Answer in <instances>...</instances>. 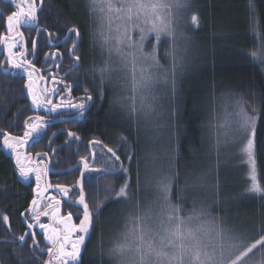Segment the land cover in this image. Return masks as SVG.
Returning <instances> with one entry per match:
<instances>
[{
	"label": "trees",
	"instance_id": "16d2710c",
	"mask_svg": "<svg viewBox=\"0 0 264 264\" xmlns=\"http://www.w3.org/2000/svg\"><path fill=\"white\" fill-rule=\"evenodd\" d=\"M36 1L39 5L40 0ZM189 3L191 7L185 10L179 30L189 51L184 53V48L179 49L181 43L178 49L175 48L177 58L183 60V68H178L175 73V91L171 85L164 88V83L160 82L163 96H160V101L159 97V107L157 105L156 108L164 121L159 123L143 114L131 116L113 103L118 96L132 95L131 90L115 83L116 77L105 81L101 99L100 75L93 68L103 66L109 52L101 46L102 35L96 29L97 16L90 12L89 1L43 0L42 10H37L38 22L48 29L50 37L65 38L70 27L75 25L79 28L80 42L73 54L79 56L80 61L78 65L75 63L74 76L76 82L82 83L94 98L85 121L74 130L79 139L65 142L66 137H56L49 147L48 140L39 137L30 151L36 158L37 153H41L37 159L57 171L52 172L49 184L74 189L65 196L67 201L70 197L79 198L75 195L74 185L82 180L90 210L104 202L95 217L97 223L86 238L79 264H116L109 257L108 250L130 228L132 223L128 217H145L157 204L161 193L158 189L160 177L176 172L180 177L177 187L191 184L195 177L203 178L199 187L182 194L184 200L177 199V193L173 192L172 202L182 204L185 209L182 215H187L194 206L208 207L210 218H217L223 228L237 235L244 247L264 236V194L246 192L251 181L249 168L239 150L240 141L226 144L225 140L220 146H213L210 134L214 112L225 98L238 96L251 111L253 106L258 107L256 173L258 181L264 185V98L261 96L264 94V62L250 55L264 49V0H252L251 6L249 0H189ZM10 9L7 0H0V62L4 58L1 39L9 32L6 17L11 13ZM192 12L199 15L198 25L190 23ZM42 39V44H46L42 36L38 43ZM172 43L171 50L175 47ZM166 49L160 46L158 56L161 64L166 62L168 67L172 63L165 59ZM146 51L150 49L147 47ZM172 79L171 76L170 81ZM26 83L25 75L19 72L5 75L0 68V132L23 136L25 120L32 112ZM128 103L131 106V100ZM136 106L140 107L137 103ZM161 133L165 138L163 143ZM121 135L127 137V143L119 139ZM2 140L0 135V146ZM96 140L102 143H91ZM88 145H94V152L101 154L103 151L104 158L113 165L118 166L121 162L125 166L131 164L130 193L133 200L127 203L124 200H106V197H114L123 185L126 177L122 172L106 171L91 181L86 175L81 177L78 166L82 163L81 158L89 156ZM103 145L118 148L120 160L111 158ZM133 151L135 156L129 162L126 154ZM45 153L47 155H43ZM11 157L0 150V264H44L47 246L35 229L37 223L28 219L33 228L27 229L25 218L21 217L35 198V182L26 185L20 180ZM144 161H151L150 168L142 167ZM96 167L111 170L108 165L98 164ZM217 178L220 180L219 190ZM5 187L7 191L3 190ZM4 215L9 217V224L4 223ZM152 221L156 224V219ZM26 232V239L21 241L19 238ZM32 232L36 234L38 246H34ZM254 250L256 257L264 252L259 245Z\"/></svg>",
	"mask_w": 264,
	"mask_h": 264
},
{
	"label": "snow or ice",
	"instance_id": "6c2138e0",
	"mask_svg": "<svg viewBox=\"0 0 264 264\" xmlns=\"http://www.w3.org/2000/svg\"><path fill=\"white\" fill-rule=\"evenodd\" d=\"M11 2L15 4V0H11ZM23 3L28 4L27 9L20 6L19 11H13L6 17V26L9 32L22 25L35 26L38 22L37 10L38 8L42 10L43 0H40L39 5H37L36 0H23ZM249 3L251 6L252 0H249ZM89 6L92 13L97 11L103 13L107 10L109 14H115V19L126 21L123 29L120 26L116 27V35H105L102 37L101 46L107 48L110 56L115 54L120 58L121 67L115 68L105 61L103 66L93 68V71L98 72L100 75L101 99L104 95L103 86L105 81L111 80L114 72L126 71L128 66L131 65L132 95L130 97L118 96L114 99L113 103L122 111L128 112L131 116L140 114H143L145 118L153 116L156 113L157 97L154 95L150 96V90L157 83H168V71L164 69V66L160 62V57L157 54L158 47L165 39L176 40L179 13L191 7L189 0H89ZM190 23L193 25L199 24L197 12H192ZM36 31L39 35L41 32H48V29L37 27ZM135 33H138V38ZM49 35L51 36V34ZM71 35H75V39L73 40L72 47L67 49V52L74 59L76 65H78L80 57H72V53L77 50L80 42V30L77 26L74 25L68 29L65 39L70 38ZM17 36L22 37V33H17ZM153 37L156 43L152 45L151 51H146V42L151 43ZM37 43V39H32L33 51L36 50ZM169 54L173 59L171 72L173 79L171 84L174 92L176 83L175 73L178 68H183V60L182 58H177L175 47H173L171 53L166 52L165 56ZM62 55L59 52L51 54L52 58L62 57ZM250 55L252 58L260 59L261 62H264V49L253 51ZM19 56L21 59L18 62H13V58L10 56L7 63L12 68H23L25 72H28L29 78H31L29 68L32 65L24 59L25 52H20ZM47 56L48 54H46ZM162 70L163 75H160ZM2 71L7 72L9 69H2ZM137 73H139L138 78ZM68 87L70 88L71 86L69 85ZM138 91L141 93L139 96V108L136 106V93ZM261 96L264 98V94H261ZM149 98L151 102L146 103ZM79 99L91 102L93 97L86 94ZM129 100H131V106H129ZM32 103L38 107H44L48 112H57L58 109H72L77 118H82L86 114L88 107V104L84 102L73 103L70 100L65 102L63 99H61L59 104H52L51 100H47L44 104H41L38 99L33 97ZM235 107L237 108L236 126L246 136L243 152L246 153L250 165L249 177L251 183L246 192L264 194V185H261L257 179L255 159V137L259 108L253 106V114H250L242 100H238ZM46 124L47 121L43 117L29 118V120L25 121L26 131L23 137L11 136L8 132H0V135L3 136V147L10 149L12 156L15 158L14 171L18 172L19 178L22 181H28L30 174L35 173L37 189H34V191L37 192H39V183L42 176L46 175L49 169L47 166L43 168L25 167L22 160L27 157L22 156L18 149L27 144L29 139L39 136ZM67 135L69 138L79 139L74 132L69 131ZM119 139L127 143V137L121 135ZM91 143L101 144L102 142L96 140ZM103 147L107 153L111 154V158H114L115 161L120 160V156L117 155L118 148L113 149L107 145H103ZM41 155V153H37V158ZM93 155L95 156V154ZM126 155L130 162L135 156V152H129ZM81 159L85 172L107 171L106 169H89L87 160L85 158ZM37 163L39 164V159ZM112 171L122 172L126 179L119 190L115 192V196L106 197V200H124L126 203L133 200V195L130 193L131 164L129 163L128 166H125L121 162L118 166L114 165ZM179 178V172H176L174 175L161 176L158 181V189L163 193V202L157 213V218L160 221L159 228L153 229L145 225L142 222L144 218L141 215L128 217L129 222L134 223L135 227L128 228L121 234L119 241L115 242L108 250L109 257L116 261V264H264V252L261 253V258L258 262L251 256L253 250L258 245L264 248V236L256 240L255 243L244 247L242 240L231 230L223 228L217 221V218L212 217L209 219L210 212L208 207L201 206L197 208L194 206L191 212L187 215H182L185 209L182 204H174L172 202L173 192L177 193V199L184 200L185 197L182 194L190 188L195 189L199 187L203 178L195 177L191 184L185 183L184 186L177 187ZM137 182H139V172H137ZM219 185L220 180L217 178V190H219ZM48 187H51V185L49 184ZM56 187L65 196L74 190L66 188L63 185H57ZM76 187L80 189V196L76 203L83 205V218L80 220L78 228V232L82 233V235H77V238L71 241V251H69L66 248V244L69 243L67 236L61 241L58 230L52 229L51 234H49L48 226L40 224L39 227L44 230L45 240L52 245L47 249L49 259L44 264H69V262L78 264L82 246L86 245V238L90 230L97 223L95 217L99 215L104 202L98 203L95 210H90L86 202L82 180L77 181ZM3 190L7 191V188L5 187ZM52 199L55 200V197ZM58 205L59 201L55 205H50V207L58 212ZM38 207L39 201L34 198L31 201L30 207L21 213V217L25 218L27 229L33 228V223L28 222V213ZM138 207L139 204L137 202ZM43 215L46 216L48 213L44 212ZM149 216H151L150 212ZM2 218L5 224H9V217L7 215H4ZM30 219L38 221L39 216H32ZM67 219H71V213ZM165 221L167 224H165ZM199 221H203L204 223H195ZM205 225H208V227ZM74 231L76 230L74 229ZM27 235L28 233L26 232L25 236L19 239L23 241ZM31 235L34 246H38V242L35 240V232H32ZM240 248H243V250L239 251Z\"/></svg>",
	"mask_w": 264,
	"mask_h": 264
},
{
	"label": "flooded vegetation",
	"instance_id": "af4514ba",
	"mask_svg": "<svg viewBox=\"0 0 264 264\" xmlns=\"http://www.w3.org/2000/svg\"><path fill=\"white\" fill-rule=\"evenodd\" d=\"M7 2H9L11 13L13 11H18V7L20 6L24 7L25 9L28 7V4L23 3V0H15V4H13L11 0H7ZM37 15H38V11H37ZM37 27L43 28L40 26L39 22H37L35 26L22 25L14 29L15 33L12 36H10L9 34H6L2 37L1 46H3V51H4L3 53L4 58L2 62L4 63H2L1 66L3 65L4 69H9V71H7L8 73L5 75H8L10 73L14 74L16 72L17 73L19 72L20 74L25 75L23 72L19 70L20 68H12L11 65L7 63V60L9 59L10 56H12L13 62H18L21 59V57L19 56V53L22 51L25 52L24 59L29 61L30 64L32 65V67L29 68V71L31 72L32 75H35V77L37 78L36 82L34 83L32 78L26 77L27 83L25 85V89H27V96L29 97L28 99L30 100L29 106L32 111L26 120H29V118L43 117L47 121V124L45 128L42 130L41 134L35 137L34 139H39V137L40 138L44 137L45 140H48V143H49L48 146L50 147V145L52 144L51 142L56 137L62 138V139L66 137L67 139L64 140L65 142L72 140V138L68 137L67 133L69 131L75 133L74 130L77 127L81 126V124L85 121L84 119L87 113L91 110L90 107L93 106L94 98L91 102L82 101L81 99H79L85 96L86 94L90 95V93L88 92V90L86 93V89L84 85H82V83L80 84L76 82L75 79L77 78L76 76H74V73H75L74 71H76L77 69L75 65L76 62L74 61V59H72L69 56L67 52V49L72 47L73 40L75 39V35H71V37L68 39H65L64 37H60V38L50 37L48 32H41L38 35L36 31ZM17 33H22V37H19L20 38L19 43L24 45V47H22V50H20L18 48V45L13 44L11 45L12 47L8 49L7 46H5V44L8 41L9 42L12 41L13 43V40L18 39ZM41 36L42 38L43 37L45 38L46 44H42L43 43V39H42L40 43H37L36 50L33 51L32 39L38 40L39 38H41ZM56 52L62 53L63 54L62 57L52 58L51 54L56 53ZM46 54H48L47 57H46ZM72 57H74L73 53H72ZM1 72H2V68H1ZM69 85L71 86L70 88L68 87ZM29 86L33 87L32 90H33L34 96H32V94L30 93V90H28ZM45 89L47 90V96H46ZM31 96L38 99L41 102V104H44L47 101V99L51 100L52 104H59L61 102V99H63L65 102L69 100L72 101L73 103L84 102L88 104V107L86 109V114L82 118H77L74 114V110L72 109H58L57 112H48L45 110L44 107L35 108L32 103ZM45 96L47 99H45ZM49 107H51V105H49ZM25 131H26V126L24 124V132ZM36 141L37 140H34L29 143L30 145H28L27 150H26L27 152L25 154L26 157L29 158L31 147L33 143ZM87 153H89V162H88L89 169H100L96 167L98 164L100 166L108 165L111 168V170L110 169H106V170L110 173L113 172L112 168L114 165L109 163V161L104 158L105 153L103 151H101V154L97 153L96 151L94 152V150L92 149V146L88 145ZM93 154H95V156ZM99 154H100V157H98ZM97 157L98 159L96 161ZM81 166L83 167V165ZM52 172L56 173L57 171H52ZM89 173L91 175H86V176H87V180L91 181L92 179H96V177L101 176L102 174H105L106 171H102L101 173L89 171ZM51 174H48L49 182L52 181ZM29 180L30 182L34 181L35 184L37 183L35 180V177L34 176L32 177V175L30 176ZM35 187L37 188V186ZM51 187H52L51 192L48 193L41 202L42 207H41L40 212L42 213V211L46 208H51L50 205H55L57 201L61 202L62 204V212L61 214L53 215V217L51 218L53 228L50 226L49 214L53 210H55L54 208H51L52 210L49 211L48 215L44 216L42 220H39L38 222L33 221V223L44 224L48 226L49 234H51V230L56 228L54 226V220H56L58 224L60 222L61 224L64 222H69V225L71 226V231L75 232L74 227L78 225V223L80 224V220L83 217V205L76 203V201H78L77 199L79 198L75 196L70 197V200L68 199L67 201V198L65 196L61 197V195H59L60 192L57 191L58 189H56V187L54 186H51ZM38 193L39 194L36 196V198L41 197V195L43 194V189L39 187ZM53 197H55V200L52 199ZM66 207H68V209ZM65 209L67 210L66 212H64ZM36 211H37V208L34 211V216H40L41 213L36 214ZM70 213H71V219H67ZM43 231L44 230H42V232ZM41 236L43 237V235ZM60 239L61 241H63L61 233H60ZM70 240L71 239L68 238V241ZM46 246L48 249V247H51L52 245L48 242ZM66 248L68 249V243L66 244ZM46 254H47V250H46ZM69 264H73V262H69Z\"/></svg>",
	"mask_w": 264,
	"mask_h": 264
},
{
	"label": "rangeland",
	"instance_id": "374dc122",
	"mask_svg": "<svg viewBox=\"0 0 264 264\" xmlns=\"http://www.w3.org/2000/svg\"><path fill=\"white\" fill-rule=\"evenodd\" d=\"M89 1V0H87ZM22 4V3H21ZM27 9V8H26ZM183 14H185V11H182L181 13H179V23L177 25V36H176V40L175 41H172L175 45V48L178 49L179 47V43H181L179 49L182 47L184 48L183 49V52L185 53L186 51H189L188 49V46L185 42V38H182L181 35H180V23L182 21V18H183ZM95 15L97 16L96 17V29L99 31V33L101 32V35L102 37L105 36V35H110V36H114L116 35V32H115V29L117 26H120L121 29H123V27L125 26L126 24V21H123V20H117L115 19V14H109L107 12V10H105V12L101 13L99 11L95 12ZM15 33V30L13 29L11 32H9L8 34L10 36H12L13 34ZM136 37L138 38V33H135ZM98 36V40H99V34L97 35ZM102 37L100 38V43H102ZM184 39V40H183ZM65 40V39H64ZM183 40V42H182ZM20 42V38L18 37V39L16 40H13V43L12 41H8L5 46H7V48H11L13 44H16L18 45V48L20 50H22V47H24V45H22ZM156 41H155V38L153 37V39L151 40V43H148L146 42V48L148 47L150 49V51L152 50V45L155 44ZM113 44H114V41H113ZM160 46H163V47H167V49L165 50L166 52H170L171 53V40H167L165 39L164 40V43L160 44L159 47H158V52H159V48ZM103 49V48H102ZM127 50V49H126ZM157 52V54H158ZM15 56V55H14ZM75 56V55H74ZM16 57V56H15ZM169 59V61L173 64V61H172V56L169 54L168 56L165 57V59ZM106 59H107V62L109 64H111L112 66L114 65L115 68H120L121 67V62H120V58L115 55V54H112L111 56L108 54L106 56ZM257 60H260V59H257ZM172 64H170L168 67H166V62L164 63L163 62V66H164V69H166L168 71V83L167 84H164V88L166 87V85H171V82L170 81V77L172 76L171 75V72H172ZM21 72H23L26 77L29 78V75H28V72H25L23 68H20L19 69ZM160 75H163V70L161 71ZM117 78L118 80L115 81V83L117 85H120L121 88L122 86L124 87V89L128 88L129 90L132 91V75H131V65L128 66V69L126 71H117V72H114L113 75H112V78L114 80V78ZM139 77V73H137V78ZM31 78L33 79V82L35 83L37 78L35 77V75H32L31 74ZM33 87L32 86H29L28 90H30V93L32 94V96H34V93H33ZM162 84L160 83H157L151 90H150V96L151 95H154L157 97V101L159 99V97L163 96L162 92ZM45 92H46V96H47V90L45 89ZM30 94V95H31ZM132 94V92H131ZM140 91H138L136 93V97H137V104L140 105V102H139V96H140ZM31 96V98L33 99V97ZM45 96V99H47ZM161 97L159 99V101L161 100ZM48 100V99H47ZM238 100H241L238 96L234 97V98H225L223 101L220 102V105L219 107L216 109V113L214 112V116L212 118V124H211V127H213L212 129V132L210 133L212 135V144L213 146L216 145V146H220V144H223L226 140V144L227 143H230V142H233L234 140H236L237 142L240 141L239 143V150L240 152L242 153V159H243V162L247 165V168H249V172H250V165H249V162H248V157L246 155V153L243 152V147H244V144L246 143V136L237 128L236 126V120H237V117H236V111H237V108L235 107L236 105V102ZM156 101V107L158 105V102ZM151 102V99L149 98V100L146 101V103H150ZM244 106L246 107V109L249 111L250 114H253L252 111L250 110L248 104H246L244 102ZM35 108H37L38 106L34 105ZM159 107V105H158ZM157 107V108H158ZM39 108V107H38ZM156 108V113L153 114V116H151V118L153 120H155L156 122L159 123V121H164L163 119V115H161L162 113L159 112ZM160 126V124H159ZM23 137V136H21ZM160 138H161V142L163 143L165 141V138H164V135L161 133L160 134ZM142 139H144V137L142 136ZM214 139V140H213ZM145 140V139H144ZM146 143V141H145ZM238 144V143H237ZM94 147V145L92 146ZM27 148L25 147V144L23 146H21L18 151L20 153H22L24 151V149ZM216 148V147H215ZM7 151V153L9 155H12L11 154V150L10 149H6L5 152ZM31 151V150H30ZM31 153V152H30ZM32 154V153H31ZM29 154V158H25L22 160V163L25 167H32V168H36V167H40V168H43L44 166H47V168L49 169V172H52L53 170H51V167L49 165L46 164L45 161L43 160H39V164L37 163L38 159L36 157L33 156V154L31 155ZM164 155V154H163ZM26 157V156H25ZM85 159L87 160V162H89V156H85ZM83 163V162H82ZM80 163L81 165H83V167L81 165H79L78 167H80V171L83 173V177L85 175H91L89 173V171H84V164ZM42 164V165H41ZM149 167L151 166V161H144L143 164H142V167ZM79 171V173H80ZM32 175V177L34 176L35 177V173H31L30 176ZM82 175V174H81ZM82 177V176H81ZM250 178V177H249ZM36 180V179H35ZM43 182H44V175L42 176V179L39 183V187L43 188ZM49 185V181H47V187ZM51 185V184H50ZM77 184H75V192L76 194L75 195H78V197L80 196V189L79 187H76ZM35 186H37V183L35 184ZM34 186V187H35ZM51 186H54L53 184ZM50 190L52 189V187H49ZM58 191V190H57ZM59 195H61V197L65 196L62 192L59 193ZM78 200V199H77ZM162 202H163V193H159V197H158V200H157V204L155 207H153L151 210H149L146 214H145V217L143 216V223L147 226H150L151 228L153 229H157L159 228L160 226V221L159 219H157V213L162 205ZM41 207H42V203L39 204V207L37 208V211H36V214H40L41 212ZM137 208L134 207V211H136ZM149 212L151 213V216H149ZM34 216V214L32 215ZM83 218V217H82ZM152 219H156V224L153 223V221L151 222ZM209 219H211L209 217ZM148 223H151V224H147ZM197 224L199 223H204L203 221H199V222H195ZM154 224V225H153ZM165 224H167V222L165 221ZM39 225L40 224H36V230L38 231L39 229ZM79 223L78 225H76L74 227V229L76 230L75 232H72L71 231V226L69 225V222H64L61 224V222L58 224V222H56V220H54V226L58 229V231H60L61 233V236H62V240L65 236H67V238H70L71 240L69 241L68 243V249L69 251H71V241H74L76 238H77V235H82V233H79L78 232V228H79ZM206 227H208V225H205ZM135 227V224L132 223L130 228H134ZM214 235V233H213ZM237 236V235H236ZM46 243H48V241H46ZM83 248V246H82ZM243 248H240L239 251H242ZM238 254V252H237ZM257 254L256 250H253V253L251 254V256L253 257V259L258 262L261 258V255L260 257H256L255 255Z\"/></svg>",
	"mask_w": 264,
	"mask_h": 264
},
{
	"label": "water",
	"instance_id": "95a60500",
	"mask_svg": "<svg viewBox=\"0 0 264 264\" xmlns=\"http://www.w3.org/2000/svg\"><path fill=\"white\" fill-rule=\"evenodd\" d=\"M19 10H20V7H18V11H19ZM0 11H1V10H0ZM1 68L4 69V68H3V65L1 66ZM2 73L7 74L8 72H4V71H2ZM34 140H37V139H29L28 143L25 144V147H28V145H30L29 143L32 142V141H34ZM0 150H2V151L5 153V150H6V149L3 147V140H2V143H1V146H0ZM26 150H27V148H25L24 151L21 153L23 156H26V155H25L26 152H27ZM5 155H9V154L7 153V151H6ZM10 156H12V155H10ZM11 158H12V161H13V166L15 167V158H14L13 156H12ZM51 173H52V172L47 171V174L44 175V182H43V188H44V190H43V194L41 195V197L36 198V196H37L39 193H38L37 191H34V190H33V193H34V195H35V199H37V200L39 201V203H41L42 200L45 198V196H46L48 193L51 192L50 188L47 187V181H48V178H49L48 174H51ZM18 177H19V175H18ZM20 180H21V179H20ZM21 181H22V180H21ZM22 182H23L24 184H26V185H29V184H30V180H28V181H22ZM34 189H37V188L34 187ZM58 207H59V211H58V212H56V210H53V211L49 214L50 226H51L52 228H53V225H52V220H51V218H52L53 215H55V214H61V212H62V204H61V202H59ZM51 210H52L51 208H46V209H44V210L42 211L41 215L39 216V220H42V218L45 216V215H43L44 212H47V213H48V212L51 211ZM34 211H35V210L31 211L30 214H29V221H33V220H31L30 218H31L32 215L34 214ZM54 213H55V214H54ZM39 220H38V221H39ZM38 221H36V222H38ZM54 229L57 230V228H54ZM38 232H39L40 235H43V241H44V243H46L45 236H44V231L42 232V230L39 229ZM58 232H59V231H58ZM59 236H60V232H59ZM46 244H48V243H46ZM48 259H49V256L47 255L45 261L48 260Z\"/></svg>",
	"mask_w": 264,
	"mask_h": 264
},
{
	"label": "bare ground",
	"instance_id": "6f19581e",
	"mask_svg": "<svg viewBox=\"0 0 264 264\" xmlns=\"http://www.w3.org/2000/svg\"><path fill=\"white\" fill-rule=\"evenodd\" d=\"M6 153V152H5Z\"/></svg>",
	"mask_w": 264,
	"mask_h": 264
}]
</instances>
